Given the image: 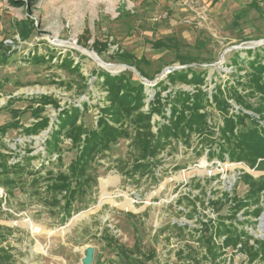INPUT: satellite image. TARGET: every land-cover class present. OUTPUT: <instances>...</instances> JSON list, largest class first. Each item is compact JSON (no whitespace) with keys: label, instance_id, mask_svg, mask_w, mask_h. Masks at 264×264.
Here are the masks:
<instances>
[{"label":"rangeland","instance_id":"obj_1","mask_svg":"<svg viewBox=\"0 0 264 264\" xmlns=\"http://www.w3.org/2000/svg\"><path fill=\"white\" fill-rule=\"evenodd\" d=\"M168 39L169 48L153 45ZM263 40L264 0H0V159L19 170L0 168V256H10L0 264H82L88 246L96 251L93 264H264V258L249 262L245 252L223 249L224 238L215 236L236 224L256 250L264 243V191L254 204L251 181L243 178L247 173L262 182L264 170L228 159L221 134L234 114L264 126L236 101L240 96L253 108L264 107L263 93L251 84V65L264 67V46H257ZM182 66H188L185 79L167 73ZM105 75L143 86L144 113L161 105L169 117L177 94L198 95L205 126L185 138L170 135L159 156L136 169V114L122 125L105 117L102 111L111 107ZM257 77L264 84V72ZM221 95L226 103L219 107ZM75 108L76 125L85 132L106 119L129 137L93 155L65 222V194H53L50 186L69 174L81 146L65 131L57 148L48 142L63 129L64 113ZM163 125L169 119L155 114L152 132ZM33 126L38 131L32 133ZM102 179L111 180L106 189ZM103 193L110 198L103 200ZM245 199L251 205L235 215L233 203ZM206 227L219 253L211 259Z\"/></svg>","mask_w":264,"mask_h":264},{"label":"trees","instance_id":"obj_2","mask_svg":"<svg viewBox=\"0 0 264 264\" xmlns=\"http://www.w3.org/2000/svg\"><path fill=\"white\" fill-rule=\"evenodd\" d=\"M172 41L173 40L171 39H168L166 42L159 40L154 42L153 45H157L155 46L157 48H169L168 45L172 44ZM251 66L252 68H256V70H254L253 74L251 75L253 92L256 90L263 93L264 95V84L261 83V78L257 77V73L264 72V67L260 64L258 66H253L252 64ZM186 75L187 70L186 72L183 70L181 72L179 71L170 74V77L172 79H185L187 77ZM105 76L107 79L106 84L110 91L111 101V107L109 106L102 111L103 113H107L105 117L112 119L115 124L122 125L126 118H130L136 114L135 118L131 121L136 127L137 135L135 136V144L140 148V163L135 166L136 169L145 168L147 167V164H149L150 160L156 159L165 146L169 144L168 138L170 135L179 137L178 133L180 132L181 137L185 138L188 135V132L190 133L196 128L197 130L199 129V131H201L202 125L205 126V122L203 123L204 117H202L199 113L203 107V100H201L198 95L195 96L194 99V97H191L187 93L177 94L172 101L174 104L171 108V115L169 117H167L163 109L159 107L161 105L158 107L156 106L155 108L144 113L139 111L144 105L142 102L144 98L143 86L139 85L137 87H132L129 83V80L125 81L124 77L116 79L109 75ZM192 76L195 79L196 76L193 74ZM193 78L188 81L189 84L194 83V80H192ZM221 97L222 95L216 97L219 107H221L219 103L224 101ZM236 99L237 104L244 106V108L247 110L254 111L260 117V120H264V107H261V104L259 107L253 108L251 104L243 100L244 98L239 96ZM262 100L264 101V98ZM154 103H156V100H154ZM178 104H181L183 108H178ZM227 107H229L227 104L223 105L224 110ZM110 108H112L111 113L107 111ZM187 108H189L188 113L185 111ZM155 114L161 115L164 119H169V125H163V127H161L156 134L152 132V119ZM79 117L80 110L77 108L72 109L71 111H66L64 113V117L61 119L62 121L59 123L63 129L58 130L53 136L55 139L52 138L53 140L48 142L49 147L57 148L58 143L60 142L59 136L63 131H65L66 136L72 140L74 146L79 144L81 146L78 162L76 164L74 163L70 165L69 174H59L52 180V184L50 186L53 194H65L63 210L68 213L67 216H65V222L72 217V206L75 203L79 192L82 191L81 189L87 183V180L83 179L87 174V166L91 158H93V155L99 150L102 151L110 149L111 145L116 143L119 139L129 137L127 131L123 128L109 126L106 119L98 121V127H100V129L98 128V130L85 132L83 126L76 125V121ZM248 120L252 127L247 125ZM224 121V128L221 131V134L223 137H225L229 146V148L224 149L226 152H228V158L231 161L245 163L251 169L256 168L257 170H264V126L258 128V121L252 119V117L248 116L246 113H240L238 115L234 114L233 117H229V119L225 118ZM34 126L29 128L32 133L38 131L37 128H35L36 126ZM45 126L40 128L43 129ZM236 129H239V131L235 133ZM83 133H85L84 139H82ZM227 134L229 136H227ZM214 155L216 156L217 154ZM223 156H225V153L218 157L221 159ZM20 165L21 164L19 162L14 167H20ZM0 168H3L4 171H8L9 169L11 171L19 172V170H16L13 167L10 168L7 165V162L3 159V156L0 159ZM72 178L74 179L73 182H71ZM243 178L251 181L250 197L257 198V201L254 202V204H259V195L262 191H264V181L257 182L250 176V174L247 173L243 175ZM10 183L13 182L10 181ZM3 185H5V182ZM225 197H228V194ZM59 204L60 203L58 201H55V203L53 202V205L55 206ZM233 204L235 206H233L231 210L234 211L236 215V213L251 205V202L245 199V201ZM260 213L261 208H256L253 211V214H250V216L256 219ZM230 219L236 222L238 220L236 217ZM206 231H210L211 235L207 239L210 242V245H208V247L205 249V254L208 256V258L211 256L218 257L219 253L216 252L214 234L212 233L213 230L206 227ZM215 236L218 238H224L222 242L223 249L232 247L234 249H238L241 252H245L249 257V262H253L257 260V258H264V243L260 242L261 250H256L255 246L249 245V243L252 241V238L248 237V234L245 231L240 230L236 224L224 226V230H217ZM211 245L213 246L211 247ZM9 260L10 256L7 255L5 251H3V256H0V263L2 261L3 263L9 262Z\"/></svg>","mask_w":264,"mask_h":264},{"label":"water","instance_id":"obj_3","mask_svg":"<svg viewBox=\"0 0 264 264\" xmlns=\"http://www.w3.org/2000/svg\"><path fill=\"white\" fill-rule=\"evenodd\" d=\"M257 46H264V40L261 41ZM188 66H182V67H169L167 69V73L171 74L174 72H179L182 70H186ZM95 261V248L92 246H88L83 254V258L81 260L82 264H93Z\"/></svg>","mask_w":264,"mask_h":264},{"label":"bare ground","instance_id":"obj_4","mask_svg":"<svg viewBox=\"0 0 264 264\" xmlns=\"http://www.w3.org/2000/svg\"><path fill=\"white\" fill-rule=\"evenodd\" d=\"M92 55V54H91ZM92 57H94V58H96V56H94V55H92ZM97 59V58H96ZM110 179H107V180H105V179H102L101 180V186H102V188H107V186L108 185H110ZM104 195H103V200L104 199H107V198H110V195H108L107 193H103ZM128 204H129V207H132V201H130V202H128ZM81 215V214H80ZM77 216H79V215H77ZM70 224H73L72 222L70 223Z\"/></svg>","mask_w":264,"mask_h":264},{"label":"built area","instance_id":"obj_5","mask_svg":"<svg viewBox=\"0 0 264 264\" xmlns=\"http://www.w3.org/2000/svg\"><path fill=\"white\" fill-rule=\"evenodd\" d=\"M187 2H190V3H193L195 0H186ZM160 18H166V15L164 14V15H162V16H160ZM229 159V158H228Z\"/></svg>","mask_w":264,"mask_h":264},{"label":"crops","instance_id":"obj_6","mask_svg":"<svg viewBox=\"0 0 264 264\" xmlns=\"http://www.w3.org/2000/svg\"><path fill=\"white\" fill-rule=\"evenodd\" d=\"M95 253H96V251H95Z\"/></svg>","mask_w":264,"mask_h":264}]
</instances>
